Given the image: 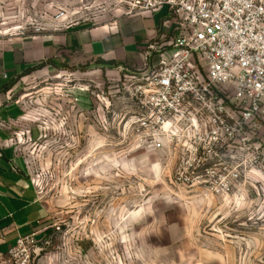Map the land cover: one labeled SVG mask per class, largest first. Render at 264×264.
Returning a JSON list of instances; mask_svg holds the SVG:
<instances>
[{"label": "rangeland", "instance_id": "obj_1", "mask_svg": "<svg viewBox=\"0 0 264 264\" xmlns=\"http://www.w3.org/2000/svg\"><path fill=\"white\" fill-rule=\"evenodd\" d=\"M129 1L0 0V37L114 21L128 11ZM58 70V79L39 83L35 98L26 100L24 120L25 128L42 131L27 151L30 173L47 198L61 200L39 244L40 259L46 264H264L262 201L254 197L253 203L234 206L231 199L174 191L163 159L137 147L122 130L120 111L126 124L132 111L126 92L137 69L83 64ZM19 83L23 89L35 84Z\"/></svg>", "mask_w": 264, "mask_h": 264}, {"label": "built area", "instance_id": "obj_2", "mask_svg": "<svg viewBox=\"0 0 264 264\" xmlns=\"http://www.w3.org/2000/svg\"><path fill=\"white\" fill-rule=\"evenodd\" d=\"M128 5L127 15L166 8L172 35L142 51L122 130L163 159L174 191L264 204V0ZM40 233L19 237L0 264H38Z\"/></svg>", "mask_w": 264, "mask_h": 264}, {"label": "crops", "instance_id": "obj_3", "mask_svg": "<svg viewBox=\"0 0 264 264\" xmlns=\"http://www.w3.org/2000/svg\"><path fill=\"white\" fill-rule=\"evenodd\" d=\"M167 16L166 8L136 11L102 24L62 26L46 35L0 37V252L35 231L41 232L37 240L43 245L61 205L60 195L47 198L30 173L27 151L41 139L42 131L25 128L26 100L35 98L39 83L58 79L61 66L141 70L145 47L172 35L162 26ZM29 80L35 84L19 87V82Z\"/></svg>", "mask_w": 264, "mask_h": 264}, {"label": "trees", "instance_id": "obj_4", "mask_svg": "<svg viewBox=\"0 0 264 264\" xmlns=\"http://www.w3.org/2000/svg\"><path fill=\"white\" fill-rule=\"evenodd\" d=\"M107 65H111V63L107 64ZM37 68H41V66L37 67Z\"/></svg>", "mask_w": 264, "mask_h": 264}]
</instances>
